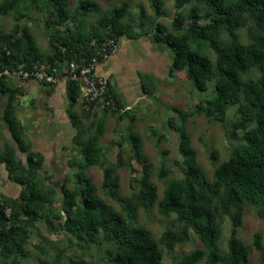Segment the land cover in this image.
I'll use <instances>...</instances> for the list:
<instances>
[{"label": "rangeland", "instance_id": "374dc122", "mask_svg": "<svg viewBox=\"0 0 264 264\" xmlns=\"http://www.w3.org/2000/svg\"><path fill=\"white\" fill-rule=\"evenodd\" d=\"M83 1L94 4L93 11L82 9ZM160 2L162 6L157 14L152 0H65L62 13L65 21L59 23L61 14L54 11L52 3L17 0L10 11L0 15V34L7 35L16 29L15 39L32 40L42 57L34 67L46 70V57L53 54L56 44L66 39L76 40L80 34L88 37L93 30L100 32V17L114 9L125 12L122 20L125 34L114 41L110 57L99 61L97 68L98 74L110 84L115 97L114 110L100 104L86 110L81 97L70 104L63 79L67 70L64 62L57 73V82L50 83L52 86L33 78L7 77L8 86L21 91L16 98V116L23 126V143L19 146L15 142L2 121L5 97L0 94V155L12 154L9 165H0V195L18 199L22 186L13 181L14 177H30L48 199L39 218L25 229L22 251H0V264H10L14 259L18 264H114V243L99 236L92 246H81L59 229L64 219L60 188L76 193V207L80 208L85 180L90 181L96 196L121 214L130 226L149 233L162 253V264H177L192 251L204 249L197 234L185 222L175 214L163 215L158 211L168 183L185 179L178 131L184 128L189 135L198 169L211 185L214 209L222 194L216 169L234 148L244 145V134L255 125L246 126L235 135L232 132V126L240 120L238 109L243 99L227 108L223 121L206 114L205 110L212 105L216 76L208 81L204 91H198L186 70L172 68L173 54L166 43L154 40L157 24L176 36L185 35L193 24L198 27L212 24L209 11L199 0H180V7L177 0ZM193 8L197 20L190 18ZM243 21L236 31L237 41L247 46L260 30L246 15ZM225 38V33L220 32V41L224 42ZM188 43L191 49L209 58L215 68L216 55L205 40ZM91 45L95 48L98 43L91 38ZM259 75L258 70L251 68L240 77L247 82L257 80ZM143 84L147 86V94L142 91ZM133 136L137 138L138 151L132 146ZM89 146L96 149L98 161L86 166L83 150ZM145 165L149 167L150 182L156 187L157 200L140 205L136 196ZM106 183L114 187L115 196L107 193ZM215 213L221 255H226L234 233L248 251L247 264H264L261 252L253 246L256 234L261 236L264 246L261 205L245 202L238 224L234 222V210ZM165 230L173 231L178 238L186 231L187 236L178 239L169 251L161 243Z\"/></svg>", "mask_w": 264, "mask_h": 264}, {"label": "trees", "instance_id": "16d2710c", "mask_svg": "<svg viewBox=\"0 0 264 264\" xmlns=\"http://www.w3.org/2000/svg\"><path fill=\"white\" fill-rule=\"evenodd\" d=\"M17 0L0 2V15L6 14ZM32 3H52L57 14H61L59 23L65 21L62 16L65 0H30ZM157 14L160 13V0H152ZM178 7H180V0ZM209 11L212 24L198 27L190 26L185 35L176 36L166 33L163 26L156 25L154 40L164 41L171 50L172 68L175 71L186 70L187 77L198 91H204L208 81L216 76L213 87V101L205 110L208 115H215L223 121L227 108L240 102L238 113L240 120L232 126L234 135L246 126L254 123V128L243 136L244 145L233 149L230 157L216 169L215 177L222 186V194L216 208H212L211 185L199 171L196 154L191 146L189 135L184 128L179 129V151L185 173L183 181H171L164 190L158 203V211L163 215L175 214L197 234L204 249H196L177 264H247L248 251L234 233L229 239L226 255L222 256L218 247L219 227L216 213L227 214L235 211L234 222L238 224L245 202L259 204L264 214V0H199ZM81 8L93 11L95 5L83 1ZM246 15L259 28L256 39L249 45H240L236 31L243 25ZM195 8L190 11V18L197 20ZM123 10L114 9L99 18L100 32L93 30L88 35L80 34L76 40L66 39L56 44L52 55L46 57V73L57 76L64 62L68 70L70 63L78 68L87 64L107 39L114 41L125 34L122 20ZM177 28L180 26L175 23ZM226 35L224 42L219 33ZM16 29L12 33L0 34V94L5 97L2 121L15 140L22 145L23 126L16 116V98L20 90L8 86L4 71H34L35 64L42 61L35 43L25 38L15 39ZM91 38L98 43L91 45ZM205 40L214 51L215 68L209 58L191 49L189 41ZM64 48V50H62ZM255 68L260 73L255 81L243 82L241 74ZM55 70V72H54ZM66 70V71H67ZM46 84V82H43ZM66 95L70 104L80 97L78 81H66ZM48 86L50 83H47ZM147 94L146 84L141 85ZM19 92V93H18ZM112 93V91L110 90ZM22 94V93H21ZM113 94V93H112ZM113 98L114 95L112 96ZM115 100V99H114ZM116 102V101H115ZM117 104V103H116ZM133 136V148L139 150L137 138ZM12 154L0 155V165L11 163ZM97 151L92 146L83 150V163L86 166L97 163ZM40 166V163H37ZM165 173L162 174L164 176ZM13 181L22 186L18 199L0 195V251L1 253H20L23 248L25 229L39 218L47 194L43 193L30 177H14ZM81 191L82 204L76 207V193L61 187V212L64 219L59 229L74 238L81 246H92L101 236L105 241L114 243L116 253L112 257L114 264H162V253L149 233L138 226H130L123 216L113 207L96 196L89 180ZM107 193L115 196L114 187L106 183ZM140 205L154 203L157 200L156 187L150 182L149 167L143 166L140 191L136 196ZM19 201V202H18ZM10 213L7 214V210ZM74 210L76 213H74ZM22 216L25 220H21ZM186 231L178 238L171 230L161 235V243L171 251L178 239H185ZM255 249L261 252L264 261V246L261 236L256 234L253 241ZM10 264H18L14 259Z\"/></svg>", "mask_w": 264, "mask_h": 264}, {"label": "built area", "instance_id": "2783aa9c", "mask_svg": "<svg viewBox=\"0 0 264 264\" xmlns=\"http://www.w3.org/2000/svg\"><path fill=\"white\" fill-rule=\"evenodd\" d=\"M114 48V40L109 39L107 43L101 45L94 56L87 64L81 68L75 63H70L63 79L64 81H78L80 85V97L84 108L90 110L93 106L100 104L102 108L110 107L114 110V101L110 92V84L98 74V62L105 61L110 57ZM55 72V70H54ZM4 75L18 78H33L40 82L56 83L57 76L46 73L43 69H35L32 72L24 71H4Z\"/></svg>", "mask_w": 264, "mask_h": 264}, {"label": "crops", "instance_id": "0c3cea01", "mask_svg": "<svg viewBox=\"0 0 264 264\" xmlns=\"http://www.w3.org/2000/svg\"><path fill=\"white\" fill-rule=\"evenodd\" d=\"M28 92V91H27ZM29 93V92H28Z\"/></svg>", "mask_w": 264, "mask_h": 264}]
</instances>
